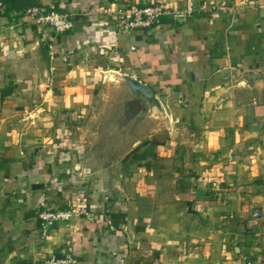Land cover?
<instances>
[{
	"label": "crops",
	"instance_id": "0c3cea01",
	"mask_svg": "<svg viewBox=\"0 0 264 264\" xmlns=\"http://www.w3.org/2000/svg\"><path fill=\"white\" fill-rule=\"evenodd\" d=\"M157 2L159 26L121 27ZM0 3V264L264 261V0ZM35 5L74 28L28 25Z\"/></svg>",
	"mask_w": 264,
	"mask_h": 264
},
{
	"label": "built area",
	"instance_id": "2783aa9c",
	"mask_svg": "<svg viewBox=\"0 0 264 264\" xmlns=\"http://www.w3.org/2000/svg\"><path fill=\"white\" fill-rule=\"evenodd\" d=\"M6 6L0 3V15L6 14ZM171 12L161 3L157 2L145 6H131L126 9L121 17V27L128 31H144L153 29L161 24L164 16ZM25 23L38 27H49L56 33L63 34L74 28V19L66 10H56L44 5L28 7L22 13ZM255 216H259L258 213ZM41 222V237L47 238L53 227L64 221H70L75 217L74 210H44L38 215ZM45 264H75L72 254L61 257L54 256ZM237 264H264V261L254 260L250 256H243Z\"/></svg>",
	"mask_w": 264,
	"mask_h": 264
},
{
	"label": "water",
	"instance_id": "95a60500",
	"mask_svg": "<svg viewBox=\"0 0 264 264\" xmlns=\"http://www.w3.org/2000/svg\"><path fill=\"white\" fill-rule=\"evenodd\" d=\"M124 80L130 87L131 92L139 96H143L145 99H149L152 102H155L154 93L151 91L149 87H147L146 85L142 84L141 82L131 77H126Z\"/></svg>",
	"mask_w": 264,
	"mask_h": 264
},
{
	"label": "rangeland",
	"instance_id": "374dc122",
	"mask_svg": "<svg viewBox=\"0 0 264 264\" xmlns=\"http://www.w3.org/2000/svg\"><path fill=\"white\" fill-rule=\"evenodd\" d=\"M128 103H129V102L125 101V104H126V105H128ZM135 152H137V151H135ZM135 152H133L132 154H135Z\"/></svg>",
	"mask_w": 264,
	"mask_h": 264
}]
</instances>
